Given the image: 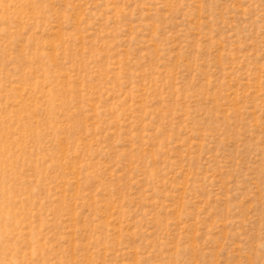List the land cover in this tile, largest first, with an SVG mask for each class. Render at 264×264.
Returning <instances> with one entry per match:
<instances>
[{
	"label": "rangeland",
	"instance_id": "374dc122",
	"mask_svg": "<svg viewBox=\"0 0 264 264\" xmlns=\"http://www.w3.org/2000/svg\"><path fill=\"white\" fill-rule=\"evenodd\" d=\"M0 264H264V0H0Z\"/></svg>",
	"mask_w": 264,
	"mask_h": 264
}]
</instances>
